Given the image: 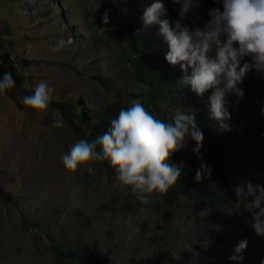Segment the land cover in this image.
I'll return each mask as SVG.
<instances>
[{
	"label": "rangeland",
	"instance_id": "374dc122",
	"mask_svg": "<svg viewBox=\"0 0 264 264\" xmlns=\"http://www.w3.org/2000/svg\"><path fill=\"white\" fill-rule=\"evenodd\" d=\"M146 2L0 0V77L10 71L16 80L7 95H0V264L264 261V236L256 235L252 211L238 201L235 191L237 187L247 191L249 182L264 187V78L255 71L239 85L245 93L239 101L234 95L227 97L231 130L214 128L235 145L218 151L213 159L216 169L231 168L236 149L246 158L241 179L230 187L243 223L227 208L205 207L179 191L169 190L155 203L142 204L117 181L107 160L93 161L74 172L63 165L62 154L72 144L92 141L107 129L99 132L91 126L94 111L133 99L146 103L152 84L165 89L167 98L156 103L161 109L165 105V115L173 117L177 108L188 111L196 106V94H188L174 82L161 86L154 74L149 81L144 77V82L120 75L125 66L132 68L134 56L152 61L168 51L163 43L159 52L155 44L148 48L144 44L141 53H130L125 51V41L111 36L109 25L121 26L132 15L142 17ZM215 2L216 8L222 6L221 0ZM203 7L192 1L183 23L203 27L209 16ZM105 11L107 24L102 22ZM157 31L149 29L147 34L157 35ZM61 40L65 44L53 51ZM40 82L51 89L47 110L20 102ZM56 113L63 115V128L54 126ZM242 240L248 242L246 249L235 253Z\"/></svg>",
	"mask_w": 264,
	"mask_h": 264
},
{
	"label": "clouds",
	"instance_id": "9594fccd",
	"mask_svg": "<svg viewBox=\"0 0 264 264\" xmlns=\"http://www.w3.org/2000/svg\"><path fill=\"white\" fill-rule=\"evenodd\" d=\"M172 3L181 5L179 19L174 21L168 16L165 0H148L141 17L143 27L136 34L158 29L157 36L162 37L168 47L165 60L173 67L179 66L183 73L179 83L190 85L201 98L211 90L207 100H202L208 116L220 129L231 130L227 97L234 95L239 101L244 96L239 85L250 71L264 78V0H221L222 9H211L208 21L196 28L183 23L192 0H172ZM102 22H109L107 11ZM67 42H71L70 37ZM64 44L61 40L52 50L59 51ZM15 84L13 74L5 71L0 77V95H7ZM50 93L47 83L40 82L34 92L23 95L20 102L32 109L47 110ZM55 116L54 126L63 128V115L56 113ZM189 137L196 142L192 151L202 159L200 149L204 134L195 111L177 108L171 122H166L151 114L140 100L133 99L129 107L120 108L102 135L92 141L75 142L61 159L65 168L73 172L93 161L107 160L115 169L117 181L128 186L137 201L155 203L181 176L182 163L177 166L166 161L185 147ZM87 171L94 174L92 167ZM210 175L211 166L202 163L194 179L201 182ZM246 187L247 191L244 187L235 189L238 201L245 202L252 211L256 235L264 236V187L250 182ZM249 196L251 200L247 199ZM256 209L258 211H253ZM247 243V240L240 241L235 253H242Z\"/></svg>",
	"mask_w": 264,
	"mask_h": 264
},
{
	"label": "trees",
	"instance_id": "16d2710c",
	"mask_svg": "<svg viewBox=\"0 0 264 264\" xmlns=\"http://www.w3.org/2000/svg\"><path fill=\"white\" fill-rule=\"evenodd\" d=\"M196 2V0H192ZM215 0H199V3H202L206 6L203 7L207 12L214 8L216 2ZM166 7L168 9V16L171 18L179 17V10L181 8L180 4H173L172 0H165ZM222 9V6L220 7ZM209 16L205 17L204 20L208 21ZM143 24L141 17L137 15L130 16L125 23L121 26L118 25H109V31L111 36L125 41V51L133 50L136 54L141 53L140 47L145 44V48L151 47L150 45L155 44V48L159 52L161 44L165 43L162 37H157L155 34H144L143 32L140 35H137V30L142 29ZM156 28H152L155 30ZM149 31V30H148ZM148 33V32H147ZM140 37L144 38V41L140 40ZM157 39L158 41L156 42ZM131 53V52H130ZM131 55V54H130ZM129 55V56H130ZM165 54H158L155 56L152 61L146 56L143 60H136V56L131 59L132 68H127L125 66L122 70V76H127L139 81L144 82V77L150 80L152 74L156 76V79L161 82V86L174 82L178 87L188 94L191 93L190 85L183 86L179 83V78L183 75L179 66H171L165 60ZM130 63V62H129ZM101 86L105 87L106 82L104 78H101ZM163 87L155 88L152 84L150 91H148L146 97V103H143L145 108L153 114L156 118L165 120L166 122H171L172 116L165 115L163 110H165V105L162 106V109L157 106L158 98L166 99L165 89ZM210 91V90H209ZM209 92L205 93L203 98L197 96V103L193 110L197 115V123L200 125L201 130L204 134L203 145L200 149L202 154V159L198 158L197 155L192 151L195 147L196 142L190 137L186 141L185 147L173 153L169 160L166 161L170 164H176L181 166L182 163V174L179 177L177 183L171 187L169 190L174 192H181L182 195L191 202L201 204L205 207L213 206H223L227 208L231 213H234L235 219L238 223H243L240 217L242 214L236 213L234 209V199L230 196V187H233L234 184H237L240 178V169L245 165L246 158L242 156L241 153L236 149L233 152V166L227 170L220 171L215 168V161L213 160L215 155H217L222 149H232L234 144H228L225 138H221L219 134L215 132V127L217 123L211 120L207 113L206 103L203 101L207 100ZM157 103V104H156ZM130 106V103L123 105H117L111 108H101L94 111L92 127L101 132L106 127L109 126L110 120L115 118L120 108H127ZM81 112L78 110L75 111L77 118L81 119ZM214 161V162H213ZM202 163H206L211 166V175L205 179H202L201 182H196L194 177L196 175L197 169L200 168ZM243 164V166H242ZM7 264V263H4Z\"/></svg>",
	"mask_w": 264,
	"mask_h": 264
}]
</instances>
